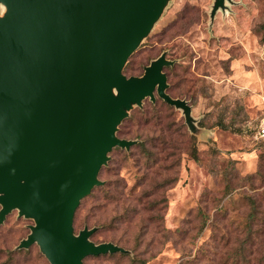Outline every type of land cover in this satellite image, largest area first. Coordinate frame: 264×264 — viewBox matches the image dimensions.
<instances>
[{
	"label": "rangeland",
	"instance_id": "obj_1",
	"mask_svg": "<svg viewBox=\"0 0 264 264\" xmlns=\"http://www.w3.org/2000/svg\"><path fill=\"white\" fill-rule=\"evenodd\" d=\"M213 5L167 0L123 68L141 75L164 53L173 62L163 68L166 91L188 102L196 131L157 95L129 111L117 135L125 128L136 143L109 152L103 184L74 218L75 233L99 220L91 239L120 238L127 252L88 255L85 264H264V144L253 134L264 93V0L226 1L212 13ZM154 119L171 147L160 149ZM33 223L17 210L6 215L0 264H49L36 243L17 248Z\"/></svg>",
	"mask_w": 264,
	"mask_h": 264
},
{
	"label": "water",
	"instance_id": "obj_2",
	"mask_svg": "<svg viewBox=\"0 0 264 264\" xmlns=\"http://www.w3.org/2000/svg\"><path fill=\"white\" fill-rule=\"evenodd\" d=\"M226 1L214 0L212 13ZM167 0H0V224L12 210L30 218L17 248L36 243L49 264H85L88 255L127 252L74 231L80 201L103 184L99 172L135 106L155 95L195 119L166 90L162 53L141 75L123 68Z\"/></svg>",
	"mask_w": 264,
	"mask_h": 264
},
{
	"label": "trees",
	"instance_id": "obj_3",
	"mask_svg": "<svg viewBox=\"0 0 264 264\" xmlns=\"http://www.w3.org/2000/svg\"><path fill=\"white\" fill-rule=\"evenodd\" d=\"M260 117H261V115H259V117H258V120H257V123H256V126H255V130H254V137H255V133H256V130H257V127H258V124H259V120H260ZM155 121L154 122H150V125L151 124H153L155 127H156V131L159 133V136H158V138L156 137V140L158 141V144H160V149H165V148H167V147H171L174 143H173V140H172V138H171V136H164V134H162V127H160L159 125L160 124H162V122L159 120V119H154ZM118 136L119 137H122V138H126V139H131L132 137H131V135H129L128 134V132L125 130V128L123 129V128H120L119 129V131H118ZM159 139V140H158ZM255 139H257V138H255ZM257 141L260 143V144H264V140H260V139H257ZM195 160H197V155H196V153H195V151H192L191 152V154H190ZM107 186V185H106ZM106 186H103L102 188L103 189H105V192H110L111 190L108 188V190H107V187ZM94 189V188H93ZM81 202V201H80ZM79 205H80V203H79ZM79 205H78V207H79ZM78 207L76 208V211H77V209H78ZM76 211H75V213H76ZM74 218H75V215H74ZM102 223H100V221L99 220H95L94 221V223L91 225V227H93V226H95L96 227V230H97V228L101 225ZM73 225H74V221H73ZM74 231H75V229H74ZM93 234H95V232L93 233ZM93 234L91 235V237L93 236ZM93 240V239H92ZM94 241V240H93ZM108 241H111V242H113V243H115V244H117V245H120V246H122L121 245V243H120V241H121V239L120 238H113V237H111L110 239H108ZM94 242H97V241H94ZM99 242V241H98ZM101 242H103V241H101ZM123 247V246H122ZM125 248V247H124ZM116 253H119V252H115V253H109V254H112V255H114V254H116ZM106 254V253H105Z\"/></svg>",
	"mask_w": 264,
	"mask_h": 264
},
{
	"label": "built area",
	"instance_id": "obj_4",
	"mask_svg": "<svg viewBox=\"0 0 264 264\" xmlns=\"http://www.w3.org/2000/svg\"><path fill=\"white\" fill-rule=\"evenodd\" d=\"M260 120L255 133V138L264 140V93L260 96Z\"/></svg>",
	"mask_w": 264,
	"mask_h": 264
}]
</instances>
